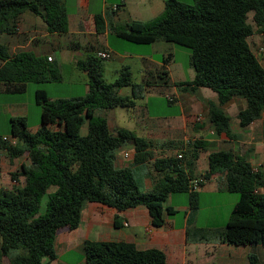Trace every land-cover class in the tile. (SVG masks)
<instances>
[{"label": "trees", "instance_id": "16d2710c", "mask_svg": "<svg viewBox=\"0 0 264 264\" xmlns=\"http://www.w3.org/2000/svg\"><path fill=\"white\" fill-rule=\"evenodd\" d=\"M25 10L39 14L49 31L67 30L65 0H0V20L13 22ZM95 21L96 30L101 31L102 13L95 14ZM110 29L121 39L134 43L163 39L187 46L194 75L175 83L181 90L195 92L205 86L216 92L217 101L208 100L207 113L216 133L231 132L230 117L223 105L233 97L245 99V106L237 112L241 127L264 111V66L248 40L254 32L264 35V0H164L162 12L153 19L133 18L111 25ZM103 58L89 53L77 60V66L88 75V89L83 95L50 98L43 88L35 89V101L41 107L36 130L28 129L26 116L10 117V131L18 142L0 140V146L11 157L26 151L29 164H24L20 172L24 177L22 184L0 188V264L3 255L10 256L11 264H42L44 257L54 258L57 230L65 225L76 228L87 201L117 209L143 204L151 224L161 226L165 214L179 210L165 203L167 196L186 191L187 218L192 221L199 208L198 187L215 172L223 173L226 190L238 192L224 227L218 229L221 240L264 245V190H259L264 188L263 172L231 149H214L207 154L206 170L199 174L203 179L193 188L196 162L210 142L203 138L174 139L168 145L177 148V152H156L150 147L151 139L134 129L119 126L112 130L106 116L96 111L135 106L137 83L128 65L117 70L113 81H106ZM171 59L170 53L162 56L163 63ZM0 60V81L10 92L24 91L28 81L57 78V68L46 57L31 51L10 54L2 42ZM159 72L164 84H168L167 70L162 68ZM125 85L131 86V94L120 92ZM84 123L87 128L82 133ZM127 142L134 148L132 164L118 166L114 161L116 149ZM137 164L149 166L151 189L139 187L133 171ZM51 185L54 190H50ZM44 193L48 195L46 208L39 212ZM199 230L190 229L188 233ZM11 249L19 251L10 255ZM83 249L85 264H167L161 248H138L125 240L87 239ZM247 264L264 262L250 253Z\"/></svg>", "mask_w": 264, "mask_h": 264}, {"label": "crops", "instance_id": "0c3cea01", "mask_svg": "<svg viewBox=\"0 0 264 264\" xmlns=\"http://www.w3.org/2000/svg\"><path fill=\"white\" fill-rule=\"evenodd\" d=\"M65 5L68 12L66 31H49L39 14L25 10L13 22H10L9 19L0 20V42L7 46L10 54L31 51L33 54L47 59L48 56H51L50 63L57 62L60 66L64 62L77 65V60L84 58L89 53L96 54L97 50L108 51L110 55L107 58H113L120 62L129 57L132 62L139 64L145 71L144 81L141 84L142 90L137 94L138 96H143L146 91L153 89L149 81L153 79L148 78L147 74L152 70L165 68L168 72L171 90H173L170 94L175 96L174 102L179 103V113L164 117H151L148 115L147 107H142L138 114L140 116L138 124L142 135L156 144L165 143L163 149L169 153L173 150L169 147L168 142L182 139L175 137L178 134L183 133L182 140L184 141L193 138L208 140L210 142L208 148L200 153L196 162V176H200L199 174L206 170L208 152L220 148L231 149L234 153L244 156L255 170H261L264 175V111L259 117L241 127L237 112L245 106V99L233 97L223 105L225 112L230 117L231 132L229 135L224 132L216 133L210 123L206 121L208 100L217 101L216 92L205 86L199 87L195 92L181 90L175 83L191 79L194 69L191 70L188 67L190 76L187 78L183 66L179 64L175 66L173 58L169 62L163 63L158 57V53L152 52V48L157 45L158 40L146 45L135 43L132 46L124 44L111 31V25L120 24L129 19L149 20L153 18L163 10L164 0H65ZM96 13H102L104 17L101 31L96 30ZM10 25L9 29H3L4 26L9 27ZM248 40L258 60L264 66V53L258 52L259 46L264 44V35L254 32L248 37ZM1 63L2 60H0ZM124 64L128 65L130 69L133 66L130 62ZM30 85V81H28L24 91L10 92L7 91L6 84L0 81V109L2 110L0 111V134L11 133L9 123L11 116H26L27 127L30 131L36 130L40 125V121L31 126L28 124L33 109L35 113L33 119L37 116L40 118L41 113L32 92L34 94L35 89L43 88L48 95V91L39 82ZM159 88L164 90L166 87L162 84ZM87 89L88 83L86 82L82 95L86 93ZM25 94L28 95V101L24 100ZM48 97L56 98L49 95ZM33 101L36 104L33 105ZM98 111L100 110L98 109L96 113ZM98 114L106 116L112 130L119 127L115 121L117 115L115 107L101 109ZM198 114L201 115L200 119H197ZM110 118L114 120L112 125ZM86 128L87 126L84 128L85 132ZM128 128L133 129L132 127ZM124 152H129V155L125 156ZM133 153L134 148L131 142L119 146L115 152L116 165L132 164ZM24 164H29L26 151L11 157L6 149L0 146V188H11L14 185L22 184L24 177L20 172ZM13 173L16 175L12 176ZM150 173L149 170L143 173L141 183L138 182L141 189H151L153 186ZM222 178L223 173L215 172L205 179L204 183L214 181L211 188L218 190L220 188L218 182L222 181ZM259 190L262 191L264 188L260 187ZM173 198V193H170L165 203L186 211L184 219L177 222L170 215L165 214V223L161 226L151 224L148 209L143 204L117 209L105 203L87 201L82 208L80 223L76 228L71 229L65 225L57 230L54 237L55 257L50 259L44 257L42 264H85L83 245L87 239L125 240L133 242L138 248L158 247L165 252L167 264H247L250 253L257 254L259 259L264 262V245L224 242L218 235L219 230L211 227L213 225L200 224L195 218L192 221L187 218L188 192L187 200L184 203H176ZM194 228H200V230L188 233V230ZM9 257V255H3L1 264H11Z\"/></svg>", "mask_w": 264, "mask_h": 264}, {"label": "rangeland", "instance_id": "374dc122", "mask_svg": "<svg viewBox=\"0 0 264 264\" xmlns=\"http://www.w3.org/2000/svg\"><path fill=\"white\" fill-rule=\"evenodd\" d=\"M189 2L191 0H182ZM154 3V1H152ZM158 3V1H157ZM163 9V6H162ZM162 12V11H161ZM160 12V13H161ZM158 15V14H157ZM156 15V16H157ZM154 16V17H156ZM153 17V18H154ZM151 18V19H153ZM149 19V20H151ZM117 37V35H115ZM119 40H121L124 44L134 45V42H130L127 40H122L120 37H117ZM157 45L152 48V52L158 53V57L162 60V55H166L167 53L171 54V57L174 59L175 66L179 64L180 66H183L184 72L186 77L188 78L190 74H188V67L193 70L192 65L190 64V49L187 46L177 44L175 42L166 41L163 39H158ZM141 45H146L145 43H136ZM131 63L133 66L131 68L132 71V78L136 85V93H140L141 84L144 81L145 77V71L144 69L139 65L136 64V62H132L129 57H126V60L123 62H120L119 60H114L113 58H103L102 59V66H103V77L106 81H113L117 76V70L125 65L124 63ZM52 66H55L58 70L57 78L49 79L43 82H39V84L44 85L48 91L49 96L54 97H75L82 95L83 93V86L88 81V75L85 72V69H82L78 67L75 64L66 63L64 62L62 66L59 65L57 62H51ZM123 64V65H122ZM147 77L153 80H149L152 84V88L148 92L146 91L143 96H138L135 98V106L133 107H124V106H116V123L119 126L122 127H132L137 131L138 134L142 135V130L139 128V112L142 107H147L148 109V115L151 117H164L169 115H174L179 113V103L171 101H168L166 93H171V84L164 85V79L160 75L159 70H152V72H149L147 74ZM37 82L30 81L31 85H35ZM165 86L166 88L164 90H161L159 88L160 85ZM30 85V86H31ZM158 86V87H157ZM43 87V86H41ZM210 90V89H208ZM170 91V92H169ZM120 92L122 94H131V86L125 85L122 86L120 89ZM166 92V93H165ZM180 92V90H179ZM30 93V89H29ZM24 100L28 101L27 97L28 95H24ZM32 96H34L32 92ZM37 103V102H36ZM33 101V105L36 104ZM38 108L41 109L40 105H37ZM98 113L101 112V109H99ZM0 111H2L0 109ZM34 109L30 113V117L28 119L29 126L33 125L34 123H39L40 118L37 116V118H34ZM111 119V118H110ZM208 122V120L206 119ZM111 125L114 122V120L111 119ZM85 126L84 123L81 126V132H85ZM4 134H11V133H4ZM183 133L178 136H175L177 138L183 139ZM153 146V147H152ZM165 146L164 144L155 143L151 140V148L155 149L156 152H163L165 149H163ZM172 148L173 152H177V148L169 146ZM180 151V150H179ZM149 166L147 164H137L133 167L134 176L137 180V182L141 183V180L143 178V173H145L148 170ZM197 173V172H196ZM220 185V188L218 190H214L211 188L213 186L214 181H207L204 183L202 188H198L199 191V208L197 209L195 220L200 224H211L213 229L217 230L219 227L223 228L225 225V221L230 215L231 209L233 207L234 202L238 198V192L228 191L224 187H222V181L218 182ZM55 186L51 185L50 190H54ZM208 188V189H204ZM173 201L176 203H184L187 200V192L181 191V192H174L173 193ZM47 193H44L40 197V207L39 212H43L46 208V201H47ZM175 221L181 222L184 219L185 211L184 210H177L176 212H173L169 214ZM194 220V219H193ZM19 249H11L10 255L14 254V252H18ZM13 252V253H12Z\"/></svg>", "mask_w": 264, "mask_h": 264}, {"label": "built area", "instance_id": "2783aa9c", "mask_svg": "<svg viewBox=\"0 0 264 264\" xmlns=\"http://www.w3.org/2000/svg\"><path fill=\"white\" fill-rule=\"evenodd\" d=\"M258 52L259 53H264V44L260 45L259 48H258ZM96 54L100 57H104V58H107L109 57L110 53L108 51H105V50H97ZM48 60H51V56H48ZM167 95V98L168 100L170 101H173L175 100V96L173 94H166ZM201 118V115L198 114L197 116V119H200ZM0 140L1 141H5L9 144H16L18 142V138L17 136L15 135H12V134H0ZM124 155L125 156H128L129 155V152H124ZM178 156H181V153H178ZM203 179L202 176H197L193 179L192 181V187L193 188H196L198 187L199 185V181H201Z\"/></svg>", "mask_w": 264, "mask_h": 264}]
</instances>
